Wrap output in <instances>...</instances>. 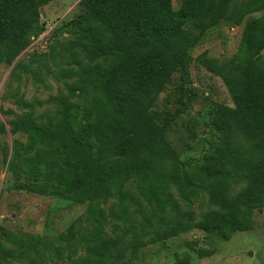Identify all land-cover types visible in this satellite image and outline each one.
Instances as JSON below:
<instances>
[{
	"label": "trees",
	"instance_id": "16d2710c",
	"mask_svg": "<svg viewBox=\"0 0 264 264\" xmlns=\"http://www.w3.org/2000/svg\"><path fill=\"white\" fill-rule=\"evenodd\" d=\"M50 2L0 0V63H13L43 31L39 9ZM79 7L59 28L67 34L59 51L14 62L12 77L41 81L45 71L66 93L52 98L56 109L44 123L30 111L10 120L27 140L13 142L9 157L0 150V163L15 190L85 209L54 237L0 229L11 244L0 241V264H34L32 256L44 259L43 252L66 264H132L146 244L193 228L225 239L251 229L253 211L264 207V0H179L176 11L172 0H80ZM255 12L262 13L245 22L232 58L197 57L222 79L233 106L211 104L209 148L186 163L167 131L188 106L190 50L209 29L238 26ZM175 73L182 106L159 111L158 96ZM172 190L182 199L203 190L212 207L197 214ZM110 198L106 212L100 203ZM79 247L84 254L74 257Z\"/></svg>",
	"mask_w": 264,
	"mask_h": 264
},
{
	"label": "rangeland",
	"instance_id": "374dc122",
	"mask_svg": "<svg viewBox=\"0 0 264 264\" xmlns=\"http://www.w3.org/2000/svg\"><path fill=\"white\" fill-rule=\"evenodd\" d=\"M79 1L51 0L42 6L39 11L43 31L31 37L29 45L20 52L14 62L25 61L32 54L48 53L51 48L59 51L60 42L57 41L67 36L66 33H61L59 28L79 13ZM178 1L172 0L175 11L178 8ZM261 13L249 14L238 26L228 28L221 25L216 29H209L200 42L190 50L191 84L186 95L182 97L188 106L167 131L168 140L184 162L192 164L209 148L210 135L207 123L211 104L233 106L222 79L208 71L197 57L205 54L207 58L215 59L219 63L232 58L238 50L245 22L258 17ZM262 55L264 56V50ZM14 62L0 63V124L4 125V130L0 133L1 158L3 155L7 157L11 155L13 142L25 143L27 140L26 134L12 130L10 120L30 111L35 121L44 123L54 115L56 109L52 98L60 93H66L64 82L45 71H41V81H35L26 73H21L19 78L12 77L10 71ZM178 84L179 75L175 73L159 94L155 109L174 111L182 106L179 103L181 91ZM21 176L25 177V173L22 172ZM13 182L6 164L0 163V229L6 233L18 237L26 234L54 237L64 232L67 226L84 212V205L15 190L12 187ZM244 184V181L235 184L231 193L238 191ZM172 192L181 207H192L197 214L212 207L203 190L198 191V194L190 199H182L176 190ZM114 200L110 198L100 203V207L107 212ZM252 217L254 226L251 229L237 231L229 239L223 238L217 232L193 228L167 240L148 243L139 251L137 259L132 264H264V207L255 209ZM0 241L4 247H11L1 235ZM83 254L79 247L74 257ZM43 256L44 259L33 255L34 264H66L64 260L49 258L44 252ZM28 263V259H22L6 261L3 264Z\"/></svg>",
	"mask_w": 264,
	"mask_h": 264
}]
</instances>
